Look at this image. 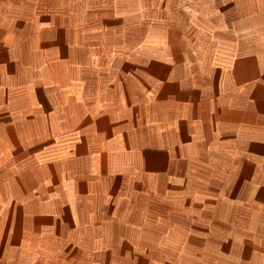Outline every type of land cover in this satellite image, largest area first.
<instances>
[{
  "label": "crops",
  "instance_id": "crops-1",
  "mask_svg": "<svg viewBox=\"0 0 264 264\" xmlns=\"http://www.w3.org/2000/svg\"><path fill=\"white\" fill-rule=\"evenodd\" d=\"M237 262L264 264V0H0V264Z\"/></svg>",
  "mask_w": 264,
  "mask_h": 264
},
{
  "label": "rangeland",
  "instance_id": "rangeland-1",
  "mask_svg": "<svg viewBox=\"0 0 264 264\" xmlns=\"http://www.w3.org/2000/svg\"><path fill=\"white\" fill-rule=\"evenodd\" d=\"M211 174H209V177H210ZM211 179V178H209ZM243 256H247L246 254H244ZM237 264H244L243 262H237Z\"/></svg>",
  "mask_w": 264,
  "mask_h": 264
}]
</instances>
